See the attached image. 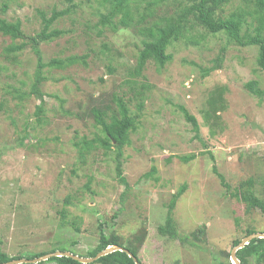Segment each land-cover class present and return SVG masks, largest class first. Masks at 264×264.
<instances>
[{
    "label": "rangeland",
    "instance_id": "obj_1",
    "mask_svg": "<svg viewBox=\"0 0 264 264\" xmlns=\"http://www.w3.org/2000/svg\"><path fill=\"white\" fill-rule=\"evenodd\" d=\"M99 1L0 0V17L19 20L24 34L13 39L0 32L3 250L25 258L62 248L88 258L103 232L137 246L141 264H226L225 252H232L234 240L244 238L248 228L264 232V213L247 210L213 170L216 166L232 190L253 179L254 194L264 200V97L246 87L255 81L256 89H264L258 48L229 44L224 34L199 27L195 32L205 37L201 44L181 38L168 46L172 59L165 66L152 60L145 65L137 81L149 90L139 109V98H133L124 81L137 64L146 36L135 26L99 34L95 25L99 13L106 11ZM241 5H245L242 0H232L224 13ZM175 8L171 0L161 12ZM65 9L69 13L49 29L63 34L39 46L43 61L89 56L86 65L44 69L39 89L46 98L45 115L38 123L35 111L40 99L32 91L37 54L30 44L12 53L8 49L29 42L43 29L42 13L50 17ZM223 47L227 50L221 67L203 77L202 68L214 65ZM107 63L115 68L113 73ZM114 94L123 96L136 117V129L121 157L128 188L117 176L116 148L79 153L82 141L102 136L91 109L111 106L108 113L114 111ZM219 94L225 105L214 112L209 101L219 99ZM181 106L197 119L198 132ZM185 155L195 159L184 162L180 157ZM153 167L155 175L147 177ZM183 185L186 190L173 217L181 235L205 226V233H198L197 246L173 239L165 226L168 203Z\"/></svg>",
    "mask_w": 264,
    "mask_h": 264
},
{
    "label": "trees",
    "instance_id": "obj_2",
    "mask_svg": "<svg viewBox=\"0 0 264 264\" xmlns=\"http://www.w3.org/2000/svg\"><path fill=\"white\" fill-rule=\"evenodd\" d=\"M171 0H100L99 3L106 9L105 12L99 13L98 23L95 27H99V34L103 33L104 29H110L113 32L120 28H129L135 26L146 37L143 40V48L139 51L136 60L137 64L133 70L130 71L129 78H126L124 83L128 90L133 94V98H139L137 103L140 109L144 105V100L147 98V91L149 87L143 82L137 81V77L143 75L145 65L150 61H154L160 67L165 66L172 59V55L167 53V48L174 41L181 38L188 39L195 45L201 44L205 37L199 32H195L199 27L211 34H224L229 44H235L241 47L257 46L258 56L257 64L264 70V0H242L243 4L228 14L224 13V6L232 0H173L176 8L173 12L165 10L161 12V7ZM7 4L2 7L1 12H5ZM70 9L63 11H54L50 17H46L42 13L43 29L35 36L29 38V42L12 46L8 49L10 53L22 50L27 44L32 46L33 51L37 54L38 63L35 74V80L32 87L33 93L40 99V104L35 111L36 122L42 123L45 115L46 98L39 86L44 81V69L46 67L53 69H67L75 64H87L86 59L89 54L71 55L66 58H53L48 63H45L42 58L40 44L45 41H51L63 34L61 30H51L50 27L62 16L69 13ZM152 20L149 25L146 23ZM0 32L5 35H10L13 39L23 38L24 34L21 30V22H8L5 18L0 17ZM108 50L110 48L105 45ZM226 47L221 48V53L214 60V65L202 68V76H208L212 71L221 67ZM107 70L113 73L115 68L111 63H107ZM256 82L250 81L246 87L253 94L261 99L264 97V89H256ZM146 89V90H145ZM219 99L210 100V109L217 112L224 108V101L221 94ZM116 104V109L112 112L111 106H106L104 109L94 106L91 111L95 121L101 127L102 136H97L93 140H84L79 144L81 156H85V151H90L92 148L103 147L104 150H111L116 148V172L120 181L128 188L126 178L123 176L122 169V149L125 145L130 144L129 135L132 130L136 129V117H134L125 104L123 96L114 94L112 98ZM187 121L191 122L196 132L199 130V123L194 115L190 114L184 107H180ZM24 139V138H23ZM211 153V152H210ZM212 158L214 156L210 154ZM84 158V157H82ZM182 161L189 162L195 159V155H185L180 157ZM214 172L218 175L222 185L231 190V195L242 200L246 204V209H258L264 213V200L254 194V180L248 179L240 183V185L232 190L231 185L226 181L223 174L219 173L217 167H213ZM156 168L146 174L147 177L155 175ZM89 188V185L86 186ZM186 190V185H183L178 192L172 197L168 203V213L166 216V228L173 239H179L182 243H188L191 246H197V240L200 239L199 234L205 233V226L198 228L189 235H181L176 227L173 213L178 199ZM62 218L66 217L62 211ZM199 233V234H198ZM264 233L258 232L255 228H248L245 232L244 238L251 234ZM243 238L234 240V247L240 244ZM110 245H119L129 250L138 262L141 259L138 256L139 249L137 246L125 245L121 238L113 234L107 236L103 232L100 233V242L98 246L91 250L89 257H95L99 252ZM57 248L51 249L49 252H39L28 254L24 258L22 255L12 256L3 250V240L0 237V263H6L11 260L29 259L34 260L49 253L56 252ZM65 252L62 248L59 250ZM72 252V251H69ZM227 259L226 264H233L231 262V252H225ZM236 256L241 264H264V238H253L242 248L238 249ZM54 261L57 264H137L133 257L125 251L116 250L99 257L94 262L82 263L70 256H52L41 261ZM38 262H23L19 264H40ZM219 264H225L220 262Z\"/></svg>",
    "mask_w": 264,
    "mask_h": 264
},
{
    "label": "water",
    "instance_id": "obj_3",
    "mask_svg": "<svg viewBox=\"0 0 264 264\" xmlns=\"http://www.w3.org/2000/svg\"><path fill=\"white\" fill-rule=\"evenodd\" d=\"M256 237L264 238V233H255V234H251V235H249V236H246L245 238L242 239V241L240 242L239 245H237L236 247H234V249H233L232 252H231V260H232L233 264H241V263H240V260H239L238 257L236 256V252H237V250L240 249V248H242V247H243L245 244H247L251 239L256 238ZM116 250H120V251H125V252H127V253L129 254V256H131V257L134 258V260H135V262H136L137 264H141L140 262H138V259L135 258V257L133 256V254H132L129 250H127V249H125V248H123V247H121V246H119V245H112V246H109V247L105 248L104 250H102L101 252H99L95 257H88V258H85V257H80V256H78V255H74V254L70 253L69 251H66V252L56 251V252H53V253H49V254H47V255H44V256H42V257H39V258H37V259H34V260H29V259H17V260H11V261H9V262H6V263H0V264H19V263H23V262H33V263H35V262H38V261H41V260H44V259H48V258H50V257H52V256H62V255L70 256V257H72V258H74V259H76V260H78V261H80V262H82V263H90V262H92V261L98 259L99 257L104 256V255H106V254H108V253L114 252V251H116Z\"/></svg>",
    "mask_w": 264,
    "mask_h": 264
},
{
    "label": "clouds",
    "instance_id": "obj_4",
    "mask_svg": "<svg viewBox=\"0 0 264 264\" xmlns=\"http://www.w3.org/2000/svg\"><path fill=\"white\" fill-rule=\"evenodd\" d=\"M110 246H112V245H110ZM109 247V246H108ZM66 252V251H65ZM232 261V260H231Z\"/></svg>",
    "mask_w": 264,
    "mask_h": 264
}]
</instances>
